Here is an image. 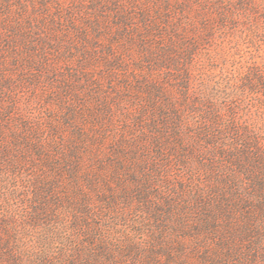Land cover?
I'll use <instances>...</instances> for the list:
<instances>
[{"label":"rangeland","instance_id":"374dc122","mask_svg":"<svg viewBox=\"0 0 264 264\" xmlns=\"http://www.w3.org/2000/svg\"><path fill=\"white\" fill-rule=\"evenodd\" d=\"M263 9L0 0V264H264Z\"/></svg>","mask_w":264,"mask_h":264},{"label":"trees","instance_id":"16d2710c","mask_svg":"<svg viewBox=\"0 0 264 264\" xmlns=\"http://www.w3.org/2000/svg\"><path fill=\"white\" fill-rule=\"evenodd\" d=\"M238 2H239V1H238ZM240 4H241V7H242V4H244V1H240V2H239V5H240ZM203 11H204V9H203ZM262 13H263V14H261V13H259V14H260V15H264V9H263ZM203 24H204V23H203ZM259 168H260V166H259ZM259 170H261V169H259ZM259 186L264 187V184H263V183H262V184L260 183Z\"/></svg>","mask_w":264,"mask_h":264}]
</instances>
